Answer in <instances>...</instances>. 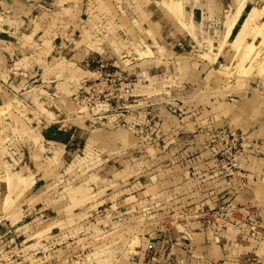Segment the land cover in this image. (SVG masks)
<instances>
[{
    "label": "rangeland",
    "instance_id": "374dc122",
    "mask_svg": "<svg viewBox=\"0 0 264 264\" xmlns=\"http://www.w3.org/2000/svg\"><path fill=\"white\" fill-rule=\"evenodd\" d=\"M263 27L264 0H0V264H149L178 230L210 245L183 264H264Z\"/></svg>",
    "mask_w": 264,
    "mask_h": 264
},
{
    "label": "crops",
    "instance_id": "0c3cea01",
    "mask_svg": "<svg viewBox=\"0 0 264 264\" xmlns=\"http://www.w3.org/2000/svg\"><path fill=\"white\" fill-rule=\"evenodd\" d=\"M251 194V193H250ZM252 195V194H251ZM254 196V195H252ZM203 230V229H202ZM182 232V231H181ZM185 233V232H184ZM160 236L154 243V249L151 251V258H149V264H183V259H187V251L186 246L187 244H192L193 246L200 249L205 257L209 258L210 254L208 251L210 250V245H198L191 239V236L188 234H181L180 230L176 232H169L168 234H164V236ZM197 233L193 237L196 238ZM236 235L233 231L231 233H226L222 239L218 242V244L214 243L218 248V254L214 250H211L212 254H216L217 257H222L225 254H230L228 249H224L222 247V240L224 243L229 241L233 245V254L239 253V250L236 248L240 242H236L240 240V236ZM162 237V238H161ZM197 241V238H196ZM236 242V243H235ZM237 244V246H236ZM213 245V244H212ZM229 245V244H228ZM209 247V248H206ZM216 250V249H215ZM206 251V253H205ZM221 255V256H219Z\"/></svg>",
    "mask_w": 264,
    "mask_h": 264
},
{
    "label": "bare ground",
    "instance_id": "6f19581e",
    "mask_svg": "<svg viewBox=\"0 0 264 264\" xmlns=\"http://www.w3.org/2000/svg\"><path fill=\"white\" fill-rule=\"evenodd\" d=\"M163 3H164V2H163ZM168 7H169V6H168ZM163 8H165V7H163ZM170 10H171V9H170ZM168 11H169V10H168ZM170 12H171V11H170ZM262 24H263V23H262ZM227 28H228V27H227ZM263 28H264V27H263ZM263 28H262V29H263ZM228 30H229V29H228ZM263 30H264V29H263Z\"/></svg>",
    "mask_w": 264,
    "mask_h": 264
}]
</instances>
